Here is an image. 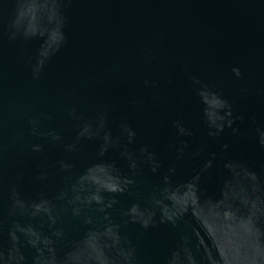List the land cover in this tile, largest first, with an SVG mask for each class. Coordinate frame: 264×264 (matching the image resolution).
Listing matches in <instances>:
<instances>
[{
	"label": "water",
	"instance_id": "1",
	"mask_svg": "<svg viewBox=\"0 0 264 264\" xmlns=\"http://www.w3.org/2000/svg\"><path fill=\"white\" fill-rule=\"evenodd\" d=\"M0 264H264V0H0Z\"/></svg>",
	"mask_w": 264,
	"mask_h": 264
}]
</instances>
